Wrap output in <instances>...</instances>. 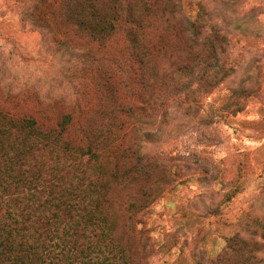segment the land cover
I'll use <instances>...</instances> for the list:
<instances>
[{"label":"trees","instance_id":"1","mask_svg":"<svg viewBox=\"0 0 264 264\" xmlns=\"http://www.w3.org/2000/svg\"><path fill=\"white\" fill-rule=\"evenodd\" d=\"M19 3L22 21L68 56L74 91L68 98L27 89L21 103L0 105V264H151L143 220L178 175L146 143L158 141L152 128L169 100L182 102L184 92L196 98L217 54L199 41L189 12L193 54H171L175 62L166 65L163 32L183 19V0ZM88 79L96 104L84 90ZM117 150L134 161L112 163ZM257 233H235L197 264H264V233L262 241Z\"/></svg>","mask_w":264,"mask_h":264},{"label":"rangeland","instance_id":"2","mask_svg":"<svg viewBox=\"0 0 264 264\" xmlns=\"http://www.w3.org/2000/svg\"><path fill=\"white\" fill-rule=\"evenodd\" d=\"M19 1L0 0V105L21 103L27 89L71 97L68 56L22 21ZM183 4V19L163 32L166 65L175 62L171 54L179 52L180 60L193 54L187 44L193 33L189 12L199 41L207 42L217 58L209 73L213 78L199 82L195 99L184 92L182 102L169 100L160 109L152 128L159 139L146 143L147 152L168 161L178 175L143 220L154 246L148 253L151 264H197L203 255L214 258L237 232L256 231L260 241L264 233V0ZM204 66L201 62L197 77ZM89 79L84 90L96 104ZM205 83L212 86L206 89ZM112 156L122 168L134 161L119 150ZM127 191L120 196L127 199ZM138 192L134 187L132 194L138 197Z\"/></svg>","mask_w":264,"mask_h":264}]
</instances>
